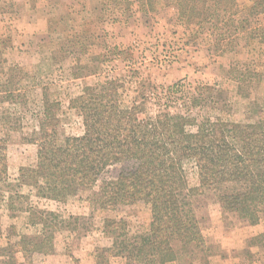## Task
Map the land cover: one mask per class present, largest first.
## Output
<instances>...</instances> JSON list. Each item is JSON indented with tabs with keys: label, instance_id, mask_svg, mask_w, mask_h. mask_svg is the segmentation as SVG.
<instances>
[{
	"label": "rangeland",
	"instance_id": "374dc122",
	"mask_svg": "<svg viewBox=\"0 0 264 264\" xmlns=\"http://www.w3.org/2000/svg\"><path fill=\"white\" fill-rule=\"evenodd\" d=\"M221 1L228 10L223 21L184 24L170 0H0V80L9 68H19L24 94L16 103H0V117L11 114L12 123L17 119L22 126L7 137L0 121V145L8 160L0 182V262L10 261L1 251L8 242L48 236L54 253L36 255V264H127L103 252L113 245L104 232L109 215L86 202L104 180L118 177L120 166L107 169L92 191L66 204L40 199L19 181L21 168L37 162V147L25 138L42 116L44 90L61 102V141L84 133L71 102L86 86L109 79L119 80L129 98L146 95L152 113L167 106L172 113L208 116L216 108L225 120L254 119L253 111L264 106V33L259 30L264 0ZM193 97L207 105L192 106ZM193 205L208 246L193 264H264V211L251 226L224 214L215 194L196 198ZM49 213L79 221L69 226ZM114 215L126 219L132 241L148 231L152 218L144 205ZM47 224L58 228L49 230ZM175 248L181 257L169 264L193 262L181 244Z\"/></svg>",
	"mask_w": 264,
	"mask_h": 264
},
{
	"label": "trees",
	"instance_id": "16d2710c",
	"mask_svg": "<svg viewBox=\"0 0 264 264\" xmlns=\"http://www.w3.org/2000/svg\"><path fill=\"white\" fill-rule=\"evenodd\" d=\"M170 2L184 24L223 21L228 11L221 0ZM263 29L259 30L264 33ZM20 71L11 67L0 80V103L24 98ZM42 104L37 128L25 138L37 147V162L21 168L19 181L40 199L66 204L81 192L92 191L107 169L120 166L116 179L104 180L100 191L86 199L90 207L109 215L104 232L113 245L103 250L107 258L123 257L127 264H169L180 259L175 246L181 244L193 264L196 253L208 247L193 201L208 194L216 195L224 214L237 215L251 226L259 224L264 211V106H257L248 123L225 120L216 108L208 116L172 113L167 106L152 113L146 95L129 98L119 80L109 79L86 86L71 102L82 118L84 133L61 141V102L44 90ZM206 105L192 98V106ZM14 118L0 117L7 137L21 131L19 120L12 123ZM5 151L0 145V182L8 173ZM135 205L146 206L152 218L148 231L132 241L126 219L110 214ZM49 216L69 226L71 220L79 221L77 216ZM1 249L10 261L0 264H36V255L54 253L48 236L22 237Z\"/></svg>",
	"mask_w": 264,
	"mask_h": 264
},
{
	"label": "crops",
	"instance_id": "0c3cea01",
	"mask_svg": "<svg viewBox=\"0 0 264 264\" xmlns=\"http://www.w3.org/2000/svg\"><path fill=\"white\" fill-rule=\"evenodd\" d=\"M19 1V0H18ZM21 262H22V260H21Z\"/></svg>",
	"mask_w": 264,
	"mask_h": 264
}]
</instances>
